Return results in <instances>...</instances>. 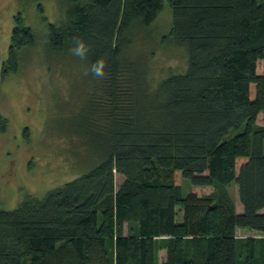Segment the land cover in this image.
<instances>
[{
	"label": "trees",
	"instance_id": "1",
	"mask_svg": "<svg viewBox=\"0 0 264 264\" xmlns=\"http://www.w3.org/2000/svg\"><path fill=\"white\" fill-rule=\"evenodd\" d=\"M164 1L60 0L65 21L50 24L48 45L58 57L88 45L80 114L96 159L43 198L0 209V264H264V0H167L161 42L184 48L187 68L154 85L133 48L153 38ZM11 42L16 70L35 42L22 15Z\"/></svg>",
	"mask_w": 264,
	"mask_h": 264
},
{
	"label": "rangeland",
	"instance_id": "2",
	"mask_svg": "<svg viewBox=\"0 0 264 264\" xmlns=\"http://www.w3.org/2000/svg\"><path fill=\"white\" fill-rule=\"evenodd\" d=\"M63 7L60 0H0V116L5 122L0 130V209L13 210L28 195L43 198L88 172L96 159V145L84 135L80 114L90 70L80 56L58 57L48 45L50 24L65 21ZM18 14L35 42L18 50L17 69L11 70L9 49ZM172 23L165 0L151 26L153 38L133 48L142 54L154 85L187 68L186 50L161 42ZM120 180L117 175V184ZM181 184L184 195L194 190L188 178ZM226 189L240 204L237 184Z\"/></svg>",
	"mask_w": 264,
	"mask_h": 264
},
{
	"label": "clouds",
	"instance_id": "3",
	"mask_svg": "<svg viewBox=\"0 0 264 264\" xmlns=\"http://www.w3.org/2000/svg\"><path fill=\"white\" fill-rule=\"evenodd\" d=\"M71 51L81 58L85 57L88 51V45L83 40H77L75 43V47L71 49ZM105 62L103 59L98 60L97 62L93 63L91 66V71L97 77H103L105 75L104 72Z\"/></svg>",
	"mask_w": 264,
	"mask_h": 264
},
{
	"label": "crops",
	"instance_id": "4",
	"mask_svg": "<svg viewBox=\"0 0 264 264\" xmlns=\"http://www.w3.org/2000/svg\"><path fill=\"white\" fill-rule=\"evenodd\" d=\"M236 204V210L238 212H242L243 210V205L239 201L238 203L235 202ZM237 235L239 237H255V236H260V233L256 230L250 229V228H238L237 230Z\"/></svg>",
	"mask_w": 264,
	"mask_h": 264
}]
</instances>
